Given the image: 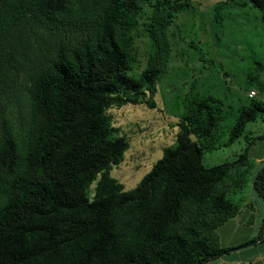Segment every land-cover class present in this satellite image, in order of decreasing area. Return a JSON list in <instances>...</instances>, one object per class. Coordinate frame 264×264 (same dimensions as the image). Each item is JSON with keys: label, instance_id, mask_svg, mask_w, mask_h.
<instances>
[{"label": "trees", "instance_id": "16d2710c", "mask_svg": "<svg viewBox=\"0 0 264 264\" xmlns=\"http://www.w3.org/2000/svg\"><path fill=\"white\" fill-rule=\"evenodd\" d=\"M150 1L0 0V95L27 77L31 97L24 136L2 119L0 264H205L264 242L263 219L254 239L221 245L219 227L242 208L231 193L248 182L257 160L249 157L251 141L235 160L204 165L222 111L216 104L195 103L178 123L177 144L134 188L111 174L130 141L109 110L156 107L168 29L187 5L158 2L151 28L157 63L134 77V30ZM244 4L264 20V0ZM41 29L45 45L26 49L29 34ZM260 116L262 101L242 107L225 144ZM253 186L264 199V164Z\"/></svg>", "mask_w": 264, "mask_h": 264}, {"label": "rangeland", "instance_id": "374dc122", "mask_svg": "<svg viewBox=\"0 0 264 264\" xmlns=\"http://www.w3.org/2000/svg\"><path fill=\"white\" fill-rule=\"evenodd\" d=\"M159 1L151 0L146 4L134 30L136 60L130 71L134 77L157 63L158 46L151 28ZM180 1L187 5L168 29L170 57L154 97L156 107L128 103L109 110L118 133L130 141L123 161L111 172L125 189L134 188L162 158L164 149L177 144L178 123L201 100L222 109L213 145L203 154L205 166L235 160L251 141L249 157L256 160L264 156V140L257 139L264 135V116L249 122L242 136L225 144L242 107L252 100L264 102V20L261 11L251 4L245 5L248 0ZM29 35L31 41L26 49L35 51L38 46L45 45L47 34L43 29ZM251 90L257 93L253 98L249 96ZM30 105L28 81L24 77L14 91L0 95V135L2 119L8 117L13 132L24 136ZM262 165L256 163L248 182L231 193L241 207L245 204L254 207L251 196L257 193L253 180ZM98 181L91 186V198ZM258 207L260 215L264 214V207L259 202Z\"/></svg>", "mask_w": 264, "mask_h": 264}, {"label": "crops", "instance_id": "0c3cea01", "mask_svg": "<svg viewBox=\"0 0 264 264\" xmlns=\"http://www.w3.org/2000/svg\"><path fill=\"white\" fill-rule=\"evenodd\" d=\"M256 160L257 163L264 164V156L258 157ZM251 199L254 207L245 204L236 217L219 227L218 233L222 246H238L257 236L264 219V214L260 215L258 202L264 207V199L258 194L252 195ZM255 215L257 217L256 220H254ZM236 234H240V237H235ZM243 262L247 264H264V242L240 247L205 264H241Z\"/></svg>", "mask_w": 264, "mask_h": 264}, {"label": "built area", "instance_id": "2783aa9c", "mask_svg": "<svg viewBox=\"0 0 264 264\" xmlns=\"http://www.w3.org/2000/svg\"><path fill=\"white\" fill-rule=\"evenodd\" d=\"M255 95H257L256 91L251 90L249 96H250L251 98H253V97H255ZM241 264H247V263H246V262H243V263H241Z\"/></svg>", "mask_w": 264, "mask_h": 264}]
</instances>
